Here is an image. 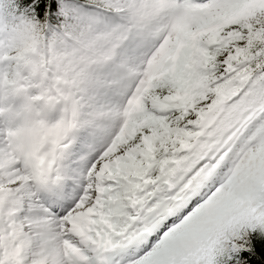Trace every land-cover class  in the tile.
Returning a JSON list of instances; mask_svg holds the SVG:
<instances>
[{"label": "snow or ice", "instance_id": "6c2138e0", "mask_svg": "<svg viewBox=\"0 0 264 264\" xmlns=\"http://www.w3.org/2000/svg\"><path fill=\"white\" fill-rule=\"evenodd\" d=\"M0 264H264V0H0Z\"/></svg>", "mask_w": 264, "mask_h": 264}]
</instances>
